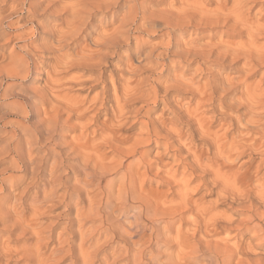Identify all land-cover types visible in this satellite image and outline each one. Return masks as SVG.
<instances>
[{
	"label": "bare ground",
	"instance_id": "6f19581e",
	"mask_svg": "<svg viewBox=\"0 0 264 264\" xmlns=\"http://www.w3.org/2000/svg\"><path fill=\"white\" fill-rule=\"evenodd\" d=\"M68 1L0 0V41L3 39L7 41L11 38L9 35L35 33L7 32V29L11 30L14 27L24 29L31 24L36 29H43L48 21L46 16L51 11L56 13L60 27L54 24L50 30L43 32L48 35L50 42L54 43H46L42 39L39 47L42 50H53L56 54L53 71L67 64L100 66L108 52L119 44L129 46L135 43L137 52L143 48L140 44L141 39L132 36L137 30L138 32L145 30L143 24L137 20L138 14L144 11L141 5L122 4V1L133 0H70L69 3ZM15 2L17 3L14 4ZM210 2V0L167 1L162 14L165 27L171 29L163 34L167 35V41L163 40L164 44L156 45L148 53L143 54L145 61L141 66L132 64L127 66L122 72L126 78L121 80L122 89L119 94L117 84L111 80L112 86H109L110 84L103 86L100 94L82 103V100L68 98L61 87L67 86L71 89L75 85H82L83 82L76 79L73 82L60 83L62 77L59 73H54V79L46 85L44 98H40L41 104L46 107L49 104L50 107L41 110L42 115H36L32 123L8 121L16 125L13 124L10 140L0 151V157L5 154L11 157L10 161L5 159L10 165L0 172V192L10 191L9 183L6 184L9 179L11 183L17 181L20 183L25 181L27 175L32 179L38 178L45 170L49 176L40 190L43 192L42 198L38 200L36 196H33V199L29 196L32 199L29 201L32 207L30 209L32 215H29L31 217L26 218L14 203L12 210L10 207V210L0 209V222L7 220L9 218L7 214L11 212L13 219L10 227L19 229L22 233L30 232L35 236L33 247L17 251L25 255L31 264H53L58 256H62L64 247L59 240L58 245L56 242L57 246L52 244L55 247L46 254L44 238L37 224L40 214L47 210L48 202L57 197L56 185L63 183L69 185L70 180L72 182L69 189L75 192L74 197L69 196L74 200L73 221L78 224V230L71 231H78L79 242L77 246L70 245V248L66 249L67 254L69 251L72 253L67 264H187L189 258L201 259V256L207 261L204 264H264V89L254 91L246 84L247 77L259 74V81L264 78V44L260 41L258 43V38L264 37V0H214V6H211ZM257 3L259 6L253 12ZM108 10H112V14L105 22L114 24L113 27L105 31L104 29L95 31L96 36L91 44H85L78 50L73 49L70 53L64 51L67 42L77 39L97 18L98 21L102 20L101 14H98ZM15 15L17 18L13 20ZM219 26H227L232 30V33L227 30L221 31L220 35L244 34L247 39L230 41L221 38L211 41L205 38L206 41H201L202 36L199 38L197 32L190 30ZM172 29L181 31L180 35H189L180 50H177L179 44L175 40L176 44H173V47L176 50L170 48ZM161 48L162 51L159 52ZM170 54L186 61L184 68L167 66L165 55ZM9 58L7 66L4 65L3 70L0 68L5 80H23L33 71H37V66L31 62L34 57L32 58L28 46H24L23 54H14ZM226 60L230 62L241 60V69L245 71L246 78L237 82L234 77L225 76L224 71L221 73L219 70V72L212 70L213 73L204 81L196 80L192 74L186 75L194 65L193 74L197 71L205 74L207 68L202 65L203 62ZM158 67L161 70L159 76L149 74L136 78L139 71L148 69L154 73ZM14 86L12 82L7 83L0 95L6 98L13 96ZM232 88H239L241 91L239 97L233 95L230 99L233 104L237 103L238 107L243 109L242 118H238L236 125L231 120L226 127L220 124V127L212 132L208 124L217 116L205 115L207 112L219 111L223 106L222 98ZM174 92L176 96H172ZM15 93V96L23 101H12L9 106L10 112L15 116L25 115L28 106L31 108L35 106L33 98L36 96L23 94L21 91ZM183 96H190V101L182 102ZM193 98L196 100L192 102ZM138 100L142 104L138 107L132 106V103ZM108 102L110 105L105 109L106 106L103 105ZM159 103L161 109L167 112L165 117L160 115L140 121L138 132L133 136L122 134L121 127L127 124L131 115L150 110L151 104ZM101 107L106 113L97 123ZM180 122L188 126L185 133L180 132L181 129L178 128ZM95 123L102 134H97L95 129L89 131V126ZM72 128H77L79 132L72 135L73 137L71 136L66 143L61 133ZM229 132H233L234 136L228 142L226 136ZM195 136L200 138V143L194 141ZM184 139H188V143L184 142ZM151 143L162 146L163 150L167 151L166 155L169 157L174 155L173 159L184 153L187 160L186 171L177 174L160 156L156 158L155 164L160 165L156 168L155 176L163 172L164 179L178 181L180 183L178 186L183 191H188L191 180L199 178L202 183L200 189H206L209 195L215 196L214 199L208 201L206 206H200L199 203L195 204L196 200L191 194L184 193L180 195L181 198L178 197L179 201L176 199L178 206H164L165 201L160 202L162 196L159 192L145 188L148 180L154 178L149 174L153 164L146 161L144 149ZM102 144L110 147L111 153L119 155L120 159L113 160L111 156H107L101 151ZM246 156L248 158L244 160L247 164L243 161L244 164L240 166L239 161ZM68 159L74 160L75 163L69 164ZM66 168L71 169L72 175L76 172L78 176H72L71 179L68 176L70 174L63 175ZM7 171L21 173L15 177L13 176L15 173L5 175ZM186 173L192 176L191 180ZM115 183H118L116 190ZM59 193L63 196L61 192ZM148 195L153 199L152 202H158L157 206L150 201ZM16 199L20 198L14 196L15 202ZM197 200L203 201L204 195ZM82 202H85L86 206L81 205ZM223 202L235 207L244 214V217L235 219L227 210L220 212L218 207L223 205ZM3 205L1 207H4ZM181 209L185 210L184 213L189 211L194 217L190 219L189 227L184 231L175 226L178 229L174 227L177 233L172 238L173 224L176 218L182 215ZM233 227L236 229V240L234 238L235 241L230 244V241L229 243L227 241L228 237L226 239L223 235ZM74 236L77 235L74 233ZM71 242L74 244L75 241ZM74 246L76 250L72 249ZM13 253L10 248H1L0 244V261H7L15 255Z\"/></svg>",
	"mask_w": 264,
	"mask_h": 264
},
{
	"label": "rangeland",
	"instance_id": "374dc122",
	"mask_svg": "<svg viewBox=\"0 0 264 264\" xmlns=\"http://www.w3.org/2000/svg\"><path fill=\"white\" fill-rule=\"evenodd\" d=\"M11 1H13V0H11ZM36 1L46 2V0H36ZM69 1H68V3H69ZM167 1L168 0H133V1H127V2L122 1V4L125 3V4H127V6H134V5L139 6V5H141L143 7L142 9L144 11L141 12L140 14H138L137 20H138V22L143 24V29L145 28V30H147L148 32L145 30L142 32L141 31L138 32V30H137V31L133 32L134 35H132V36H137L139 38V40L141 39V42L143 44L140 41L139 42L141 45H143V48L139 52H137V47H136L135 43H132L129 46L119 44L117 47H115L114 49H111L108 52V54H107L108 56L107 55L105 56L104 61L100 64V66H81V65H76V64H73V65L67 64V65H63L61 67L59 66V67H57V69L55 71H53V69H54L53 66L55 65L54 60L56 59V54L53 53L54 52L53 50H42L41 47H39L41 44V43H39L40 41L44 40L46 43L52 42V41L50 42L48 35L44 34L43 32H45L46 30H50L51 26H54V24L55 25L58 24L59 25L58 27H60V23L57 20L56 13H53L51 11H49L50 12L49 15H47V16L45 15L47 17V20H48L46 23H48L49 25L47 24L48 25L47 26L45 23V26L43 29L42 28L36 29V27H33L31 24H28L27 26H25L24 29H22V28L16 29V27H14V29H11V30L7 29L8 33H13V34H18L21 32L22 33L23 32L24 33L35 32V33L23 34V35H9L11 38L7 39V41H6V39H3L2 41H0V57H1L0 58V68L3 70L5 67L4 65L7 66L6 63L7 62L9 63V61H10L9 56L14 55V54H21V53L23 54L24 46H28V48L31 49L32 58L34 57L31 60V62L37 66V71H35V72L33 71L34 73L33 72L30 73L25 79L19 80V81H18V79L12 80V81H10L9 79L8 80L3 79V76H4L3 71H0V81L3 80L2 82H0L1 83L0 92L2 91L3 87L7 85V83L12 82L15 84L13 91H12L13 96H9L6 98V97L0 95V118H1L0 119V151H2L4 149L3 147H6L8 141L10 140V137L12 135L13 124H15L14 122H8V121H10V120H17L18 121L19 120L20 123L22 122L23 124H25V123L29 124V123H32L34 121V117H36V115H42L41 110H43L45 108L48 109L50 107V105L48 103H46V104H48L47 107H46V105L41 104L42 102H40V98L41 99L44 98L43 95H44V92L46 89V85L48 84V82L51 79H54V73H59L60 77H62L60 80V83H68L71 81L73 82V81H76V79L81 80L83 82L82 85H75L71 89H68L69 87H67V86L61 87V89H63V91H64L63 93H66L68 98L79 100V101L82 100V103L88 102L92 98L97 96L98 93L100 94L101 88L103 86L109 85V84H110L109 86H112L110 83L111 80L114 81L115 84H117V86H118L117 90H118V94H119L121 92V89H122V87H120L121 83H122L123 79L126 78V76L124 74L122 75V72H124V70L127 68V66L130 64H132L133 66H141L142 63H144V61H145L143 58V54H146L149 52V50L155 48L154 46H156V45L160 46L161 43L164 44L165 41H167V35H163V34H165L164 32L166 30H168L169 28L165 27V24L163 23V20H162V14L166 9ZM210 1H211L210 2L211 6H214V0H210ZM16 3L17 2H15L14 4H16ZM251 5H253V4H251ZM258 6H259V3H257L256 6L253 8V12L256 10V8ZM56 7L58 9L59 5H57ZM56 7H54V8H56ZM112 10H114V9H112ZM112 10H108V11L99 13L98 15L101 14L102 20L98 21L99 19L97 18L92 23H90V25L85 29V31L82 33V35H80L74 41H70V42L66 43V45L64 47V51H66L67 53H70V51L72 52L73 49L78 50L80 47H83L85 44H89V43L91 44L92 39L96 36L95 31L96 32L97 31H103V29L105 31L106 29L113 27L114 24L110 23L111 24L110 25L109 22L108 23L105 22V21H107V19L108 20L110 19V16L112 14ZM251 14H253V13H251ZM41 15L44 16L43 14H41ZM120 16H121V13L119 14V17ZM16 18H17L16 15L13 16V20L14 19L16 20ZM50 24H52V25H50ZM226 27L225 26H219V27H213V28L212 27H202L199 29H192L191 28L190 30L197 32V34H198L197 37L200 38L202 36L200 38L201 41H206V39L211 40V41H216V40L221 39V38L227 39L230 41H235V40L237 41L238 39H240V41H245L247 39L244 34L243 35H237V36L236 35L235 36L229 35L230 37L227 35H220V33L224 32L225 30L232 33L231 28H229V27L226 28ZM29 28H31L32 30ZM169 30H171V29H169ZM153 31H155V32H153ZM172 31H173L172 35H170V48H171V50H176V48H174L173 46L177 42V44H179V47L177 48V50H180L179 48H182V43L184 42L185 39L187 40L189 35L188 34L180 35L181 31H179L178 29H172ZM212 33L213 34L215 33L216 35L215 34L212 35ZM210 35H211V37H210ZM46 36H47V38H46ZM179 39H181V40L183 39V40L181 41ZM163 40H165V41H163ZM259 41H260V43L264 44V37H261L260 39L258 38V43H259ZM27 42H28V44H27ZM53 43L54 42H52V44ZM36 46H37V48H36ZM162 46H164V45H162ZM160 51H162V48L159 50V52ZM4 55L6 58L4 57ZM178 58H180V57H178L176 55H171V54L165 55V63L167 64V66H170V67L176 66L177 69H180V68L182 69V68H184V66L186 65L187 62L181 58L180 59H178ZM151 60H152V58H151ZM214 62H212V61L207 62L206 61V62L202 63V65H204V67L207 68L205 71V74H203V73L200 74L198 71L196 73L194 72V74H193V68L195 67V65H194L192 70L187 72L186 75L191 76V74H192V76H194L196 80L204 81L205 78L206 79L208 78L210 73L212 74L213 72H219V71L221 73H223V71H224L223 75L228 76V77H234L237 82H241L243 79L246 78L245 71H243L241 69V66H242L241 60L240 61H231V62L228 60H226L225 62H215V63ZM219 67H221L222 69ZM217 68H219V69H217ZM215 69H217V70H215ZM207 70H209V71H207ZM212 70H213V72H212ZM151 72L148 69L141 70L137 73L136 78H142V77L148 76L149 74H151V75L153 74V76L157 77L160 75L161 70L158 67V69L155 70L154 73H151ZM132 79H133V77L130 80H132ZM259 79H260L259 74L252 76V77H247L246 84L250 85L254 91L263 90L264 89V78L261 81H259ZM16 83H18V84H16ZM15 91H21V93H23V94L25 93V94H31L33 96L34 95L36 96L33 98L34 104L36 103L35 106L33 108L28 106L26 108V114L25 115L15 116L10 112L9 106L11 105L12 101H14V100H19L20 102L23 101L20 97L15 96V94H16ZM176 95L177 94L175 92L172 93V96H176ZM233 95L235 97H239L241 95L240 89L239 88H232L229 92L225 93L224 97L222 98L223 106L220 108L219 111H217L215 113H213L212 111L206 113V115H205L206 117H211L212 114H215L217 116L216 119H214V120L212 119L211 122H209V124H208L209 128L212 132L217 130L220 127V124H224V127H226L227 124L231 120V121H233L232 123L234 125H236L238 118L239 119L242 118L243 109L238 107L237 103L233 104L231 102L230 97ZM37 96H38V98H37ZM182 98H183L182 102H185V103L190 101V99H191L190 96H186V97L183 96ZM195 98H193L192 102L194 100H196ZM216 102H219V101L216 100ZM132 104H133L132 106L138 107L142 103L138 100V101H134ZM109 105H110V102H108L107 104L105 103L103 106H106V107H104L106 109ZM30 108H31V110H30ZM104 108H102V107L100 108V117L97 119V121H96L97 123L100 122L105 116L104 113H106V111ZM37 112H40V113H37ZM165 114H167V112L161 109V103L151 104L150 110H143L138 115L133 114L129 117L127 124L121 127L122 134L123 135L125 134L126 136H133V134L138 132V129H139L138 127L140 126V121L150 120L151 118H155V117H158L160 115L162 117H165L166 116ZM97 123L91 124V126H89L88 129H89V131H92L95 129L96 133L98 132L97 134H102V131L99 129V126L96 125ZM178 128L181 129L180 132L185 133V130L188 128V126H187V124L180 122L178 124ZM78 132H79V130L77 128H72L71 130L65 129L63 131V133H61L62 136L64 135L62 137V139L67 141L66 143H68L69 140L71 139V136L76 135ZM90 136H92V134ZM232 136H234V133L229 132L226 136V140L228 142L231 141ZM5 137H7V138H5ZM195 137L196 138L194 139V141L196 143H200V140H199L200 138L198 136H195ZM197 137H198V139H197ZM184 142L188 143V139H184ZM100 147H101V151H103L107 156H111V158L113 160H119L120 159L119 155L111 153V148L108 147L107 145L102 144ZM144 149H146V153H145L146 161H148V163L153 164L151 170L149 171L150 172L149 174H152L150 176H154V178L152 180H150V181L148 180L149 183L148 182L146 183L145 188L147 190H149V189L153 190L152 192H155V190L157 192H159V194L162 196L160 202L162 200L165 201L164 206H168V205L178 206L177 203L180 200L179 198H181L180 195H183L184 193H187V195L191 194L193 196V198L196 200L195 204L199 203L200 206H206L208 204V201H211L214 199L215 196L212 194L209 195L208 191L206 189H200V186L202 183H200L201 181L199 178L198 179L195 178V179H193L194 180L193 181V180H191L192 176L187 175V173H186V176L188 178H190V180H191V182L189 184L190 187L188 186V191H183L181 188H179L180 186H178V185L180 183L178 181L174 182L172 180L168 181L167 179H164L163 178V175H164L163 172H160L158 174L159 176L158 175L155 176L156 172H157L156 168L159 167L158 165H160V164L156 165L155 162L157 161L156 158H158L160 156L162 157L163 162L168 163L169 166L172 168V170L173 171L175 170V173L178 174L180 172H185L186 171L185 162H187V160L185 159L186 156L184 155V153L178 154L177 155L178 157L173 159V156H174L173 154L171 155L172 157L171 156L169 157L168 155H166L167 151H164L162 146H156L154 143H151L150 145L144 147ZM170 153H172V151ZM6 156H7V158H6ZM9 158H11V157L8 154L2 155L0 157V159H1L0 161H2V163L0 162V172L3 168L8 167L10 165V163L7 162L8 160H5V159H9ZM245 158L247 160L248 156L242 158L239 161L240 163H238V164L240 166H242L244 164V162H246V160H244ZM9 161H10V159H9ZM5 162H6V164H5ZM68 162H69V164H72V162H73V164L75 163L74 160H71V159H68ZM246 164H247V162H246ZM248 164H249V162H248ZM43 167L45 168V165ZM243 167H245V166H243ZM20 173L21 172H19V171L18 172L17 171H13V172L7 171V173H5V175H8V174L13 175L14 174L13 176L16 177V176H19ZM67 173L70 175H68ZM62 174L63 175L67 174L71 179H72V176H78V174H76V172L75 173L73 172L74 175H72L71 169H68V168H66V170H64ZM44 175H46L47 177H45ZM26 177L24 178L25 181L22 180L24 182H20V183L18 181L15 183H11L10 179H9V181L8 180L6 181V184L9 183V188H10L9 190L10 191H6V192L1 191L0 192L3 195V196H1V194H0V196H1L0 209L2 208V209L10 210L12 205L16 204L15 205L16 208L19 207L18 210H22V213L24 214V216L26 218L31 217L29 215H32V210H30V209H32V207L30 204L31 202H29V201H32L33 196H36L35 198L38 200H40L42 198L43 192L40 190L43 188V185H45V182H47V179L49 176L47 174V171L45 170V173L43 172V174H40V176L38 178L32 179L30 175H27ZM70 182H72V180H70ZM70 182H69V185H68V183H65L69 187L65 186L64 183L62 185H56V188H58V191H56L57 197L54 198L53 201L48 202L47 210L44 213L40 214V216L38 217L39 223L37 225L40 226V231H41V234L43 235V236L42 235L41 236L44 238L43 245H44V247L46 246L44 248L46 250V254L49 253V250H51L53 247L57 246L59 241L62 242L61 246L64 247L63 253L64 252L65 253L64 254L62 253V256H60V257L58 256L59 258L57 257L55 263H53V264H67L68 259L71 257L70 254H72V253H69L70 252L69 251L67 254L66 249H69L70 245L73 246L76 244L75 246H77V244L79 242V235L77 233L78 232L77 231L78 230L77 229L78 224L75 220L73 221V218H74L73 216L75 214V210H74V207H72V206H74L73 197H74L75 192L70 191V189H69L70 184H71ZM15 186L17 187V189ZM117 186H118V183H115V185H114L115 189L114 190H116ZM190 188L195 189V190L192 191ZM182 191H183V193H182ZM59 192H61L63 194V196L59 195L60 194ZM114 192L116 193L117 191H114ZM19 194H21V195H19ZM202 194L204 195V200L203 201L197 200L198 198H200V196ZM72 195H73V197L70 198ZM12 196L13 197L14 196L19 197L20 199H18V200L16 199V202H15L13 200ZM29 196H31L32 199H30ZM163 196H165V198H163ZM68 197L73 201H71V202L68 201V200H70ZM65 198H67V199L65 200ZM148 198L150 199L149 195H148ZM177 198H178V201H176ZM21 199H23V200H21ZM172 199H175V200L173 201ZM24 200H25V202H24ZM151 200L153 201V199H150V201ZM66 202H67V204H66ZM152 203L157 206L158 202L154 201ZM3 204H5V206ZM222 204L223 205H220L218 207L220 212L227 210L228 214L230 213L229 215H231L235 219H240V217H244V214L237 211L235 209V207L228 206L227 202H223ZM2 205L4 207H1ZM65 205H68V206L65 207ZM81 205L86 206V203L82 202ZM70 208H73V209H70ZM11 210H12V208H11ZM185 210H186V208H185ZM185 210L181 209L182 215L177 217L176 220L174 221L173 229L175 226L176 227L179 226L178 228H180L182 231L186 230V228L188 229L190 219L192 217H194V215H192L189 211L184 213ZM229 210H230V212H229ZM26 211H28V212L26 213ZM7 215L9 216V218H7V220H3L0 222V244H1V248L2 247L10 248L12 253L14 252L13 254H15V255H13L7 261H5V260L0 261V264H31V262H29L27 260L25 255H21V253H18L17 251L22 250V248L26 249L27 247L28 248L33 247L34 246L33 244L35 243V238H34L35 236L30 232L22 233L19 229H15L13 227H10V225L12 224V219H13L12 213L10 212ZM40 224H42V225H40ZM72 224H74L76 226H74V225L72 226ZM67 225H68V227H67ZM5 227H6L7 231H6V229H4ZM176 227H175V229H178ZM72 229H77V230L71 231ZM175 229H174V232L172 231V233H171L172 238L177 233V230H175ZM231 230H233V231H231ZM48 233H49V235L51 234L52 236L55 235L54 237H52L50 235L53 239L48 235ZM74 233L77 236H74ZM56 234L58 235V237ZM235 234H236V229L233 227V228H230L226 232V234H224L223 236H226V239L228 237L227 241H228V243L230 241V244H231L232 242H234L236 240ZM66 237H68V238H66ZM50 238H51V240H50ZM234 238H235V240H233ZM69 239H70V241H69ZM71 240L75 241L76 243L74 242V244H73V242H71ZM45 241H46V243H44ZM55 242L57 243V245ZM228 243H226V244L228 245ZM52 244H54L55 246ZM75 246L72 249L76 250L77 248ZM66 247H68V248H66ZM74 250H72V251H74ZM20 252H22V251H20ZM201 257L203 258V256H201ZM202 258L201 259H197L194 257L189 258V261H187L186 263L187 264H199V263L204 264L206 259H204V258L202 259ZM190 259H191V261H190Z\"/></svg>",
	"mask_w": 264,
	"mask_h": 264
}]
</instances>
